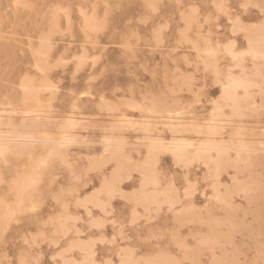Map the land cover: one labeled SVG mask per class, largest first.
I'll return each mask as SVG.
<instances>
[{"label":"rangeland","instance_id":"374dc122","mask_svg":"<svg viewBox=\"0 0 264 264\" xmlns=\"http://www.w3.org/2000/svg\"><path fill=\"white\" fill-rule=\"evenodd\" d=\"M262 4L0 0V264H264Z\"/></svg>","mask_w":264,"mask_h":264},{"label":"bare ground","instance_id":"6f19581e","mask_svg":"<svg viewBox=\"0 0 264 264\" xmlns=\"http://www.w3.org/2000/svg\"><path fill=\"white\" fill-rule=\"evenodd\" d=\"M236 52H237V51H236ZM228 82H229V81H228ZM226 84H227V83H226ZM219 85H220V84H219ZM221 86H222V85H221ZM241 90H242V89H241ZM26 100H27V99H26ZM217 106H218V105H217ZM220 109H221V108H220ZM219 113H220V112H219ZM67 120H68V119H67ZM68 121H69V120H68ZM67 123H69V122H67ZM201 123H202V122H201ZM215 124H216V122H215ZM219 124H220V123H219ZM219 124H218V125H219ZM69 125H70V124H69ZM210 125H211V124H210ZM213 125H214V124H213ZM30 126H31V125H30ZM167 126H168V124H167ZM172 126H173V125H172ZM179 126H180V124H179ZM181 126H182V125H181ZM215 126H216V125H215ZM215 126H214V127H215ZM219 126H221V125H219ZM32 127H33V126H32ZM33 128H34V127H33ZM62 128H63V127H62ZM169 128H170V127H169ZM169 128H168V129H169ZM185 128H186V127H185ZM185 128H184V129H185ZM222 128H223V127H222ZM29 129H30V128H29ZM70 129H71V128H70ZM175 129H176V128H175ZM241 129H243V131H245L244 128H241ZM31 130H32V129H31ZM145 130H146V129H145ZM204 130H205V129H204ZM222 130H223V129H222ZM233 130H234V129H233ZM233 130H232V131H233ZM194 131H195V130H194ZM198 131H200V130H198ZM198 131H197V132H198ZM234 131H235V130H234ZM23 132H24V131H23ZM27 132H28V131H27ZM29 132L31 133L30 130H29ZM172 132H173V131H172ZM174 132H175V131H174ZM206 132H207V131H206ZM208 132H209V131H208ZM210 132H211V130H210ZM210 132H209V133H210ZM221 132H222V131H221ZM239 132H240V129H239ZM241 132H242V131H241ZM32 133H33V132H32ZM177 133H178V132H177ZM200 133H201V131H200ZM216 133H218V132H216ZM25 134H26V132H25ZM28 134H29V133H28ZM210 134H211V133H210ZM215 135H216V134H215ZM227 135H228V134H227ZM208 136H209V134H208ZM212 136H213V135H212ZM239 136H240V135H239ZM242 136H243V135H242ZM32 137H33V136H32ZM217 137H218V136H217ZM219 137H220V136H219ZM226 137H227V136H226ZM228 138H229V137H228ZM158 139H159V138H158ZM217 139H218V138H217ZM5 140H6V139H5ZM12 140H14V139H12ZM16 140H17V139H16ZM18 140H20V139H18ZM181 140H182V139H181ZM209 140H210V139H209ZM211 141H212V140H211ZM217 141H218V140H217ZM47 142H48V141H47ZM208 142H209V141H208ZM219 142H221V141H219ZM235 142H236V141H235ZM243 142H244V141H243ZM15 143H16V142H15ZM20 143H22V142H20ZM180 143H181V142H179V144H180ZM183 143H184V141H183ZM217 143H218V142H217ZM224 143H225V142H224ZM246 143H247V142H246ZM6 144H7V143H6ZM175 144H176V143H175ZM230 144H231V143H230ZM234 144H235V143H234ZM242 144H243V143H242ZM259 144H260V143H259ZM2 145H4V144H2ZM180 145H181V144H180ZM180 145H179V146H180ZM185 145H186V144H185ZM204 145H205V144H204ZM23 146H24V145H23ZM177 146H178V145H177ZM206 146H207V145H206ZM213 146H215V145H213ZM218 146H219V145H218ZM225 146H226V145H225ZM230 146H231V145H230ZM242 146H243V145H242ZM258 146H259V145H258ZM168 147H169V146H168ZM170 147H171V146H170ZM170 147H169V148H170ZM172 147H173V146H172ZM175 147H176V146H174V148H175ZM181 147H182V146H181ZM181 147H176V148H175V149H176L175 155L177 156V158H178V157H179V158H185V157H187V152L183 150L184 147H183V148H181ZM209 147H210V145H209L207 148L209 149ZM232 147H233V146H232ZM234 147H235V146H234ZM237 147H238V145H237ZM190 148H191V147H190ZM199 148H201V147H199ZM211 148H212V147H211ZM239 148H240V147H239ZM5 149H7L6 146H5ZM102 149H103V148H102ZM201 149H202V148H201ZM212 149H213V148H212ZM240 149H241V148H240ZM3 150H4V148H3ZM24 150H25V147H24ZM33 150H34V149H33ZM169 150H170V149H169ZM1 151H2V150H1ZM170 151H171V150H170ZM195 151H196V149H195ZM204 151H205V150H204ZM213 151H214V150H213ZM247 151H248V150H247ZM105 152H106V151H105ZM171 152H172V151H171ZM0 153H3V152H0ZM8 153H9V152H8ZM193 153H196V152H193ZM220 153H221V152H220ZM3 154H4V153H3ZM189 154H190V153H189ZM198 154H201V155H202V154H204V153H200V152H199V153H196V155H198ZM205 154H206V152H205ZM207 154H209V152H207ZM210 154H211V153H210ZM221 154H222V153H221ZM239 154H240V153H239ZM241 154H242V153H241ZM148 155H149V154H148ZM150 155H151V154H150ZM201 155H200V156H201ZM215 155H216V154H215ZM218 155H219V154H218ZM226 155H227V154H226ZM236 155H237V154H236ZM243 155H245V154H243ZM248 155H250V154H247V156H248ZM209 156H210V155H209ZM216 156H217V155H216ZM230 156H231V155H230ZM237 156H238V155H237ZM198 157H199V156H198ZM177 158H176V159H177ZM193 158H195V157H193ZM200 158H201V157H200ZM200 158H197V159H200ZM208 158H209V157H208ZM220 158H221V157H220ZM244 158H245V157H244ZM244 158H242V159L240 158L241 161H242ZM210 159H211V158H210ZM234 159H235V158H234ZM247 159L250 160L249 158H247ZM59 160H60V159H59ZM182 160H183V159H182ZM192 160H193V159H192ZM194 160H196V158H195ZM229 160H230V158H229ZM235 160H236V159H235ZM238 160H239V158H238ZM245 160H246V159H244V162H245ZM197 161H198V160H197ZM218 161H219V160H218ZM218 161H217V162H218ZM226 161H227V160H226ZM241 161H239V162H241ZM173 162H174V161H173ZM188 162H189L188 165H190V160H189ZM211 162L213 163V161H211ZM219 162H221V164H223V166H224L225 161H224V163H222V161H221V159H220ZM230 162H231V160L229 161V163H230ZM232 162H233V161H232ZM234 162H236V161H234ZM237 162H238V161H237ZM237 162H236V163H237ZM155 163H156V162H155ZM192 163H193V162H192ZM207 163H208V162H207ZM214 163H215V162H214ZM241 163H243V162H241ZM219 164H220V163H219ZM226 164H227V163H226ZM234 164H235V163H234ZM243 164H244V163H243ZM250 164H251V163H250ZM230 165H231V164H230ZM103 166H104V165H103ZM214 166H215V165H214ZM223 166H221V167H223ZM231 166H232V165H231ZM234 166H235V165H234ZM244 166H245V165H244ZM186 167H187V166H186ZM226 167H227V166H226ZM223 168H224V167H223ZM224 169H225V168H224ZM214 171H215V170H214ZM25 178H26V177H25ZM234 179H235V178H234ZM145 181H147V180H145ZM242 182H243V181H242ZM29 183H30V182H29ZM211 184H212V183H211ZM149 185H150V184H149ZM217 186H218V185H217ZM241 187H242V186H241ZM214 189H215V188H214ZM29 190H30V189H29ZM186 191H187V190H186ZM164 193H165V192H164ZM173 196H174V195H173ZM216 196H217V195H216ZM216 196H215V197H216ZM176 197H177V196H176ZM165 199H166V198H165ZM141 200H142V199H141ZM149 200H150V199H149ZM142 201H143V200H142ZM215 201H216V200H215ZM220 202H221V201H220ZM218 203H219V202H218ZM133 204H134V203H133ZM18 208H20V207H18ZM232 208H233V207H232ZM237 208H238V207H237ZM11 210H12V209H11ZM18 210L20 211V209H18ZM234 210H235V209H234ZM16 211H17V210H16ZM10 212H11V211H10ZM13 212H14V211H13ZM7 214H8V213H7ZM7 214H6V216H7ZM233 214H234V213H233ZM232 216H233V215H232ZM4 217H5V216H4ZM4 217L1 216V219L3 220ZM8 220H10V219H8ZM4 221H6V223L8 224L7 218H4ZM234 221H235V220H234ZM229 223H230V221H229ZM4 225H5V224H4ZM232 225H234V224H231V226H232ZM5 226H6V225H5ZM229 226H230V225H229ZM190 250H191V248H190ZM200 252H201V251H200ZM189 256H190V255H189ZM189 256H188V257H189ZM213 257H214V256H213ZM152 264H153V263H152ZM159 264H160V263H159Z\"/></svg>","mask_w":264,"mask_h":264},{"label":"snow or ice","instance_id":"6c2138e0","mask_svg":"<svg viewBox=\"0 0 264 264\" xmlns=\"http://www.w3.org/2000/svg\"><path fill=\"white\" fill-rule=\"evenodd\" d=\"M261 7L264 8V4H262ZM262 147H264V145H262ZM0 155H3V153H0ZM32 210L35 211V209ZM132 222L135 223V220H133Z\"/></svg>","mask_w":264,"mask_h":264}]
</instances>
